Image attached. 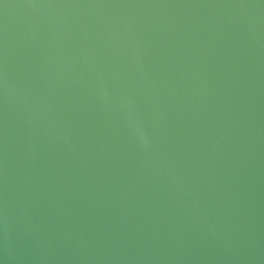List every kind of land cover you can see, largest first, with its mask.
<instances>
[{"label":"water","instance_id":"water-1","mask_svg":"<svg viewBox=\"0 0 264 264\" xmlns=\"http://www.w3.org/2000/svg\"><path fill=\"white\" fill-rule=\"evenodd\" d=\"M0 264H264V0H0Z\"/></svg>","mask_w":264,"mask_h":264}]
</instances>
